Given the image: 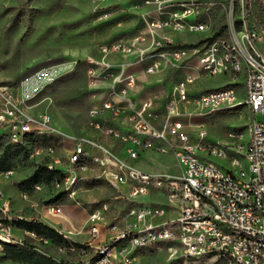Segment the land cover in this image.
Returning a JSON list of instances; mask_svg holds the SVG:
<instances>
[{"label":"built area","instance_id":"2783aa9c","mask_svg":"<svg viewBox=\"0 0 264 264\" xmlns=\"http://www.w3.org/2000/svg\"><path fill=\"white\" fill-rule=\"evenodd\" d=\"M255 6L264 14V0L133 2L131 35L101 43L88 59L79 134L59 130L46 110L28 112L0 86V141L27 146L35 168L53 172L31 190L74 198L90 179L115 190L114 208L91 203L78 227L59 201L47 205L60 218L58 250L91 252L66 260L133 264L164 251L167 264H264V30L249 24ZM215 76L226 80L200 84ZM242 109L250 120L226 127L222 139L192 120ZM167 156L177 169L146 168Z\"/></svg>","mask_w":264,"mask_h":264},{"label":"rangeland","instance_id":"374dc122","mask_svg":"<svg viewBox=\"0 0 264 264\" xmlns=\"http://www.w3.org/2000/svg\"><path fill=\"white\" fill-rule=\"evenodd\" d=\"M139 0H0V86L12 91L32 114L48 111L54 125L66 133L79 134L85 121L88 59L98 55V46L109 40L128 37L137 22L126 10L136 13L132 3ZM105 11L113 12L103 17ZM249 24L264 30V14L255 6L248 13ZM198 36L188 35L193 41ZM118 56H110L115 61ZM225 78H203L206 87H219ZM238 97L242 99L237 85ZM241 93V95H240ZM255 118H259L255 114ZM203 121L209 137L222 139L226 127L245 126L250 115L244 109L218 112L207 117H194ZM246 137V133L244 138ZM19 155L18 153L16 156ZM159 157L158 159H160ZM161 164L150 163L146 168L171 171L177 169L173 159L161 158ZM36 156L17 162L11 174L0 172V233L11 243L26 242L37 253L55 259L88 260L72 251H59L55 243L40 240L33 233L12 224L22 217L41 221L54 229L60 218L51 216L47 205L53 201L62 204L63 213L74 226L83 224L91 203L107 200L114 208L115 190L103 181L87 180L76 189L74 198L45 187L42 191L27 190L23 195L19 183L35 169ZM120 207V206H117ZM72 229L68 224L63 225ZM8 244V243H6ZM4 244L0 243V264H24L5 257ZM166 253L157 251L137 255L133 264H167Z\"/></svg>","mask_w":264,"mask_h":264},{"label":"trees","instance_id":"16d2710c","mask_svg":"<svg viewBox=\"0 0 264 264\" xmlns=\"http://www.w3.org/2000/svg\"><path fill=\"white\" fill-rule=\"evenodd\" d=\"M19 154L16 156V154ZM30 150L22 144H13L3 139L0 141V172H6L15 169L17 162L28 159ZM53 177V172L48 171L45 166L38 165L31 174L23 179L19 186L21 190H31L38 182H49ZM18 228H22L33 233L40 240H49L51 243L64 244V238L51 226L35 220L16 218L12 220ZM4 244L5 257L17 263L24 264H83L81 262L60 259L57 261L52 256L37 253L26 242L21 244Z\"/></svg>","mask_w":264,"mask_h":264},{"label":"bare ground","instance_id":"6f19581e","mask_svg":"<svg viewBox=\"0 0 264 264\" xmlns=\"http://www.w3.org/2000/svg\"><path fill=\"white\" fill-rule=\"evenodd\" d=\"M0 243H11V240L9 239V237L0 233Z\"/></svg>","mask_w":264,"mask_h":264},{"label":"crops","instance_id":"0c3cea01","mask_svg":"<svg viewBox=\"0 0 264 264\" xmlns=\"http://www.w3.org/2000/svg\"><path fill=\"white\" fill-rule=\"evenodd\" d=\"M220 84H221V83H220ZM220 84H219V85H220ZM203 87H206V86H203ZM216 139H217V138H216ZM170 158L172 159V157H170V156H167V157H166V159H170ZM160 164H161V163H160ZM162 170H163V169H162ZM165 171H167V170H165Z\"/></svg>","mask_w":264,"mask_h":264}]
</instances>
